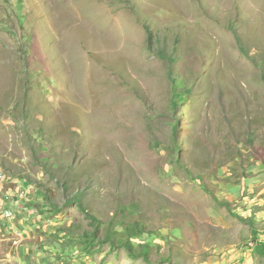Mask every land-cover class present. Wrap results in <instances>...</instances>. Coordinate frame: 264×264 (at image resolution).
<instances>
[{
	"label": "rangeland",
	"instance_id": "374dc122",
	"mask_svg": "<svg viewBox=\"0 0 264 264\" xmlns=\"http://www.w3.org/2000/svg\"><path fill=\"white\" fill-rule=\"evenodd\" d=\"M263 160L264 0H0V264H147L45 193L138 213L154 264H264Z\"/></svg>",
	"mask_w": 264,
	"mask_h": 264
},
{
	"label": "trees",
	"instance_id": "16d2710c",
	"mask_svg": "<svg viewBox=\"0 0 264 264\" xmlns=\"http://www.w3.org/2000/svg\"><path fill=\"white\" fill-rule=\"evenodd\" d=\"M144 29L149 34L150 28L148 24L144 23ZM234 24L229 23L228 28L233 29ZM150 42V39H149ZM175 51V50H174ZM157 55L162 57L165 60L173 62L172 58H169L165 54V50L160 48V45L158 43L157 45ZM179 81H175L174 89L172 90V105L175 104H181V92L176 91L177 88H181V86H178ZM176 125V124H175ZM177 129V125L174 126V131ZM174 152L179 153L180 148L177 146L176 141H174ZM174 161L180 165V159L176 158ZM264 163V160L262 161ZM43 165H47V163H42ZM197 176L195 179H202L203 175H195ZM204 190L211 195V197L219 203L221 206H224L227 210H230L229 202L228 201H222L219 200L214 192L209 189L205 184L201 183ZM13 187V186H12ZM82 192V191H81ZM44 199L46 202L51 205L54 214H57L61 211L63 207L69 206V205H76L77 208L85 213L88 217L94 220L95 223H92L91 226L93 229L91 230H84L80 236L82 237V243L85 249L91 248L94 244L97 243L99 240V245L102 246L104 244H109L112 247L115 248H122L127 251V254L130 258H143V260L147 264H154L156 263L151 259V252L154 251L153 247L149 245L145 240H143V236L147 234L155 235L159 230H156L152 225H147L137 214L138 213H132L130 210L125 207L115 206V211L113 214V217L107 222V224H101L100 221H98L94 216L89 215L87 211V207L83 205L82 202V195L79 193L78 195L70 196L68 195L66 197V201L60 206L55 202L54 198H52L48 193H45ZM128 211V212H127ZM102 226H101V225ZM150 226V227H149ZM63 232L62 230L58 231ZM139 239L138 243L133 242L132 240ZM95 242V243H94ZM161 248L160 245L156 247V249ZM177 248L174 246H168L166 249V252L164 255H159V258H161V261H165L168 264H177L172 263L174 250ZM257 249L264 254V243L259 242ZM157 253V251H156Z\"/></svg>",
	"mask_w": 264,
	"mask_h": 264
},
{
	"label": "built area",
	"instance_id": "2783aa9c",
	"mask_svg": "<svg viewBox=\"0 0 264 264\" xmlns=\"http://www.w3.org/2000/svg\"><path fill=\"white\" fill-rule=\"evenodd\" d=\"M16 191H17V189H16ZM17 194V193H16ZM18 196H23L24 195V193H22V194H17ZM16 195V196H17ZM5 212V215L8 217V218H10V219H12L13 218V213L11 212V211H4Z\"/></svg>",
	"mask_w": 264,
	"mask_h": 264
}]
</instances>
